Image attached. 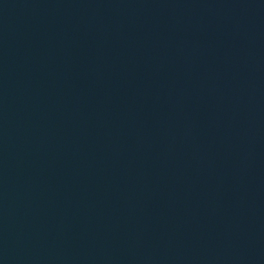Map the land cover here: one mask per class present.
I'll return each instance as SVG.
<instances>
[{
  "label": "water",
  "instance_id": "95a60500",
  "mask_svg": "<svg viewBox=\"0 0 264 264\" xmlns=\"http://www.w3.org/2000/svg\"><path fill=\"white\" fill-rule=\"evenodd\" d=\"M0 264H264V0H0Z\"/></svg>",
  "mask_w": 264,
  "mask_h": 264
}]
</instances>
